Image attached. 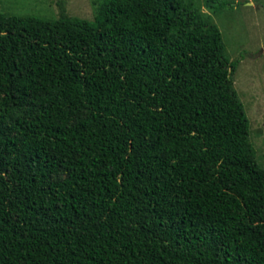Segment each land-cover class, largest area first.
<instances>
[{
  "label": "trees",
  "instance_id": "1",
  "mask_svg": "<svg viewBox=\"0 0 264 264\" xmlns=\"http://www.w3.org/2000/svg\"><path fill=\"white\" fill-rule=\"evenodd\" d=\"M199 8L0 13V264H264L237 60Z\"/></svg>",
  "mask_w": 264,
  "mask_h": 264
},
{
  "label": "rangeland",
  "instance_id": "2",
  "mask_svg": "<svg viewBox=\"0 0 264 264\" xmlns=\"http://www.w3.org/2000/svg\"><path fill=\"white\" fill-rule=\"evenodd\" d=\"M59 1L69 16L93 19L102 0H0V13L55 18ZM182 1L200 7L205 18L219 27L227 56L237 60L231 78L249 119L256 160L264 168V0H216V5L228 3L216 13L204 0Z\"/></svg>",
  "mask_w": 264,
  "mask_h": 264
}]
</instances>
